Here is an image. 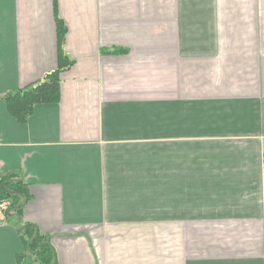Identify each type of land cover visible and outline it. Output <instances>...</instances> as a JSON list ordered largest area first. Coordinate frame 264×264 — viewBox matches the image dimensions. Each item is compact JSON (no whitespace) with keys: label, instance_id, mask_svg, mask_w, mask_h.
<instances>
[{"label":"crops","instance_id":"1","mask_svg":"<svg viewBox=\"0 0 264 264\" xmlns=\"http://www.w3.org/2000/svg\"><path fill=\"white\" fill-rule=\"evenodd\" d=\"M70 64L25 121L6 96ZM0 264H264V0H0ZM8 202V201H6ZM9 204V202H8Z\"/></svg>","mask_w":264,"mask_h":264},{"label":"trees","instance_id":"2","mask_svg":"<svg viewBox=\"0 0 264 264\" xmlns=\"http://www.w3.org/2000/svg\"><path fill=\"white\" fill-rule=\"evenodd\" d=\"M67 27L58 19V40H59V65L47 75L46 79L31 85L25 89L10 93L6 96L11 112L21 121H25L32 113L34 105L40 102H51L59 99V75L70 60L63 49ZM31 198L27 183L17 172L0 174V202L8 201L10 210H17ZM28 235V249L37 255L36 264H52L54 250L49 243V238L31 224H26Z\"/></svg>","mask_w":264,"mask_h":264},{"label":"built area","instance_id":"3","mask_svg":"<svg viewBox=\"0 0 264 264\" xmlns=\"http://www.w3.org/2000/svg\"><path fill=\"white\" fill-rule=\"evenodd\" d=\"M9 204L6 201L0 202V209H6L8 208Z\"/></svg>","mask_w":264,"mask_h":264}]
</instances>
